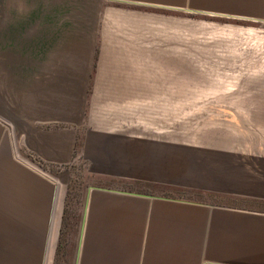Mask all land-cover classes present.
I'll list each match as a JSON object with an SVG mask.
<instances>
[{"label":"crops","instance_id":"obj_1","mask_svg":"<svg viewBox=\"0 0 264 264\" xmlns=\"http://www.w3.org/2000/svg\"><path fill=\"white\" fill-rule=\"evenodd\" d=\"M84 1L0 0V264L53 262L65 184L44 166L68 164L76 139L88 155L119 138L120 168L143 169L146 96L177 95L159 71L146 77L145 11L97 0L84 9ZM112 1L264 15V0ZM247 102L263 130L264 93ZM256 137L216 146L189 182L234 203L91 188L74 264H264V139L251 143Z\"/></svg>","mask_w":264,"mask_h":264},{"label":"rangeland","instance_id":"obj_2","mask_svg":"<svg viewBox=\"0 0 264 264\" xmlns=\"http://www.w3.org/2000/svg\"><path fill=\"white\" fill-rule=\"evenodd\" d=\"M99 2L103 7L145 11V66L150 73L146 77H156L159 71L161 83H176L178 91L176 98L164 90L160 100L146 96L143 169L127 172L120 168L121 159L126 158L121 157L126 140L119 138L101 140L99 148L91 149L99 154L88 155L82 152L83 140L76 139L74 158L68 164L44 166L65 184L52 264H74L77 234L91 188L234 203L231 197L202 191L189 182L202 173L203 160L210 162L208 153L220 149L216 146L231 145L233 135H256L251 143L264 139V129L247 116L250 94L260 97L264 93V15L243 18ZM83 4L87 9L88 0ZM185 84L186 90L179 89ZM232 100L241 101L234 106Z\"/></svg>","mask_w":264,"mask_h":264}]
</instances>
